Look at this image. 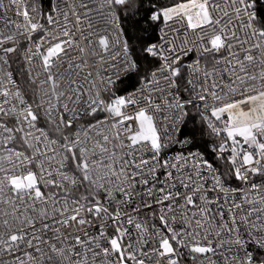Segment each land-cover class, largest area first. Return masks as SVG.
I'll return each instance as SVG.
<instances>
[{"label":"snow or ice","instance_id":"1","mask_svg":"<svg viewBox=\"0 0 264 264\" xmlns=\"http://www.w3.org/2000/svg\"><path fill=\"white\" fill-rule=\"evenodd\" d=\"M0 264H264V0H0Z\"/></svg>","mask_w":264,"mask_h":264}]
</instances>
